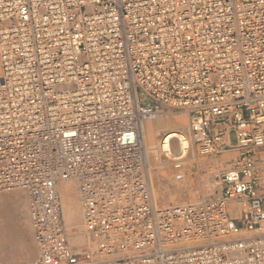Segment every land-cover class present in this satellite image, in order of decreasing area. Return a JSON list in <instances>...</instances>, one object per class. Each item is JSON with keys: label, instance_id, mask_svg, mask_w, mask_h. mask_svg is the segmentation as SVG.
Returning a JSON list of instances; mask_svg holds the SVG:
<instances>
[{"label": "built area", "instance_id": "1", "mask_svg": "<svg viewBox=\"0 0 264 264\" xmlns=\"http://www.w3.org/2000/svg\"><path fill=\"white\" fill-rule=\"evenodd\" d=\"M173 111L191 152L235 156L210 195L161 204L158 165L184 179L178 137L157 157L140 131ZM15 188L39 250L17 264H264V0H0V189Z\"/></svg>", "mask_w": 264, "mask_h": 264}, {"label": "rangeland", "instance_id": "2", "mask_svg": "<svg viewBox=\"0 0 264 264\" xmlns=\"http://www.w3.org/2000/svg\"><path fill=\"white\" fill-rule=\"evenodd\" d=\"M173 114H180V116L184 114V116H186V120L188 119L187 114H185L184 111L168 112L163 115L156 116V117L166 118ZM187 124H188V121L186 122L184 127H180L178 129L182 130L183 132L185 130L186 132ZM191 154L192 152L190 153V156L188 158L190 157L192 158ZM195 154L200 158L207 157V158L218 159L221 162L224 161L223 165L217 169V172L222 171L223 169L228 167V164H230V161L232 160L231 158L235 156L234 153H228L225 155H216V156L215 155L201 156L197 153ZM153 155H156V154H152V156ZM184 165H185V175H184V179L180 181L173 180L174 172L168 166V164L165 165V167L164 165L163 166L158 165V168H159L158 170H160V168H161V171L165 169L166 170L169 169L171 176L165 181V184L168 186V190L172 191L174 194V195L170 194L173 196H170L169 194H167V197L160 196V198L158 199L161 204L195 202L202 197L210 195L213 192L214 187H215L214 185L215 184V177H214L215 173L212 172L210 169H208L209 167L206 164L205 165L196 164V166L192 168L187 165V162H185ZM157 181H158V178L156 176L155 181H154L155 187L157 185ZM75 187L77 189V185H75ZM15 189L16 190L21 189L23 191L22 196L18 200H16V202H19V203H15L14 201H11L9 199H4L0 197V250L7 252V256L5 258L0 257V262L10 263V264L21 263L25 261H33L38 256V249H37L35 239H34L33 225L32 223H30L31 228L28 225L25 226L24 216L23 217L22 215L20 216L19 212L17 211L19 204H21L22 206H25V208L27 207L26 209L27 211L30 210V207H28L29 206L28 194L22 188H15ZM181 190H183V192H180ZM9 191L10 190L2 189L0 190V194L5 195L9 193ZM30 214H29V217H30ZM74 228L80 229V226H77V227L74 226ZM26 245H31L33 247L32 257H27L23 253H20Z\"/></svg>", "mask_w": 264, "mask_h": 264}, {"label": "bare ground", "instance_id": "3", "mask_svg": "<svg viewBox=\"0 0 264 264\" xmlns=\"http://www.w3.org/2000/svg\"><path fill=\"white\" fill-rule=\"evenodd\" d=\"M187 121L188 119L186 120V116H184V114L181 116L180 114H173L166 118H160V117L154 118L153 117L152 119L144 120L141 124V131H140L141 141L149 154L154 153L156 154L157 157H159V154H158L159 147L161 143L163 142L162 140L163 135H167L169 133V137L177 136L178 137L177 157H183L184 163L187 162V165L190 166L191 168L196 166V164L198 165L206 164L209 167L208 169L216 173L217 169L223 165L224 161L221 162L218 159L207 158V157L200 158L195 154V152L194 153L192 152L191 154L192 158L191 157L188 158L190 156V152L192 151L191 142L188 136L186 135L185 130L183 132L182 130L178 129L180 127H184ZM165 130H168V131H165ZM164 132L165 134H163ZM159 136L161 137L159 138ZM164 148L168 150L167 153L169 155H174V152L170 149V145L167 142L165 143ZM165 165L166 164H164V167ZM170 176L171 174L169 172V169L168 170L165 169L161 171V168H160V170H158V174H157L158 181L156 185L157 188L154 185V190H155V194L157 198H160V196L167 197V194L169 195L173 194L172 191L168 190V186L165 184V181ZM75 183L76 182L74 180L62 182L59 186V191L62 197V202H63V207H64V216L70 228L69 241L71 243V246L74 249L79 250L83 242H85L84 241L85 239H84V235L82 234V227H83L82 226V209L79 203L78 190L75 187V185L77 184ZM180 192H183V190H181ZM22 194H23V191L21 189L19 190L12 189L9 191V193L5 195L0 194V197L4 199H9L11 201H14L15 203H19V202H16V200H18L22 196ZM173 195H170V196H173ZM26 209L27 207L25 208V206H22L21 204H19L17 211L19 212L20 216L21 215L22 217L24 216L25 226L28 225L30 227L31 226L30 223H32L31 214H30V210L27 211ZM29 214H30V217H29ZM74 226L76 227L80 226V229L74 228ZM20 253H23L27 257H32L33 247L31 245H26ZM6 256H7V252L0 250V257L5 258ZM38 256H39V250H38Z\"/></svg>", "mask_w": 264, "mask_h": 264}]
</instances>
